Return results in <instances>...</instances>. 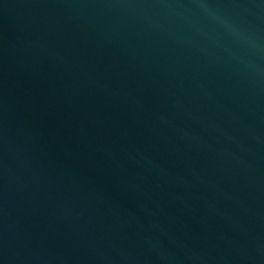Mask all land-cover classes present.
<instances>
[{"label": "water", "instance_id": "obj_1", "mask_svg": "<svg viewBox=\"0 0 264 264\" xmlns=\"http://www.w3.org/2000/svg\"><path fill=\"white\" fill-rule=\"evenodd\" d=\"M0 264H264V0H0Z\"/></svg>", "mask_w": 264, "mask_h": 264}]
</instances>
